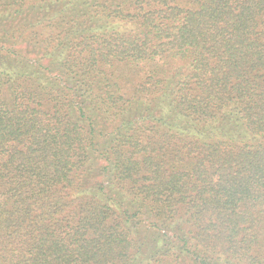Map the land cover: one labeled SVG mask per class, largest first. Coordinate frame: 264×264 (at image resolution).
Wrapping results in <instances>:
<instances>
[{"label": "trees", "instance_id": "1", "mask_svg": "<svg viewBox=\"0 0 264 264\" xmlns=\"http://www.w3.org/2000/svg\"><path fill=\"white\" fill-rule=\"evenodd\" d=\"M0 264H264V0H0Z\"/></svg>", "mask_w": 264, "mask_h": 264}]
</instances>
